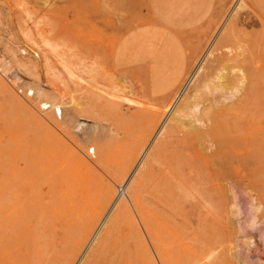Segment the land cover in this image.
I'll use <instances>...</instances> for the list:
<instances>
[{
  "label": "rangeland",
  "instance_id": "374dc122",
  "mask_svg": "<svg viewBox=\"0 0 264 264\" xmlns=\"http://www.w3.org/2000/svg\"><path fill=\"white\" fill-rule=\"evenodd\" d=\"M152 1L0 0V264H264V0Z\"/></svg>",
  "mask_w": 264,
  "mask_h": 264
},
{
  "label": "bare ground",
  "instance_id": "6f19581e",
  "mask_svg": "<svg viewBox=\"0 0 264 264\" xmlns=\"http://www.w3.org/2000/svg\"><path fill=\"white\" fill-rule=\"evenodd\" d=\"M114 1V0H113ZM117 1V0H116ZM243 2V0H241L240 1V6H241V3ZM207 53H208V51L206 52V55H205V58L206 57H208L207 56ZM176 58V57H175ZM209 60L211 59V58H208ZM207 58H206V60L205 61H207L208 60ZM170 62H171V57H170ZM172 60H174L173 58H172ZM208 60V61H209ZM203 59L202 60H200L199 61V64H197L198 66L192 71V73H191V75H190V78H189V81H186L188 84H191L192 82H194V81H196L195 79V77L196 76H198L199 74H200V72H198L199 70H200V68L202 69L203 68ZM173 62V61H172ZM175 62V61H174ZM210 62V61H209ZM184 63H186V64H188L187 62H183V64ZM205 64V63H204ZM172 65H175V64H172ZM171 65V68L173 69V67L174 66H172ZM176 66V65H175ZM204 66H206V64L204 65ZM167 67V66H166ZM34 68V67H33ZM171 68H169L170 70H171ZM176 68H177V66H176ZM176 68H174V69H176ZM28 69H29V67H28ZM168 69V70H169ZM177 69H179V68H177ZM27 71V70H26ZM172 71V70H171ZM38 73V71H35V68L34 69H32V68H30V70H29V72L27 71V75L29 76H34V75H38L37 74ZM165 73V72H164ZM175 73L177 74L178 73V71H175ZM198 73V74H197ZM169 74V73H168ZM35 77V76H34ZM38 78H39V76H37ZM161 78V77H160ZM165 78V77H164ZM176 78V77H175ZM175 78L172 80V82L170 83V84H176L177 82L175 81ZM198 78V77H197ZM39 81H40V79H38ZM188 80V79H187ZM194 80V81H193ZM167 81H169V80H167ZM173 81H175V82H173ZM166 82V81H165ZM167 83V82H166ZM165 84V83H164ZM163 85V84H162ZM161 85V86H162ZM167 85V84H166ZM185 85H187V84H185ZM170 87V86H169ZM183 86L181 87V89L179 90V92L176 94V96H177V98H176V100L178 101V99H179V97H180V95H181V93L183 92ZM195 88V87H194ZM171 89H172V86H171ZM189 90V89H188ZM156 91V90H155ZM154 91V92H155ZM165 91V90H164ZM190 92H191V90H190ZM189 91L187 92L188 93V95H187V97H185L186 96V94L187 93H185V95H183L182 96V99H181V101L180 102H178L177 104H178V106L177 107H175L176 109L175 110H173L174 111V114L172 115L173 116V120H181L184 116H183V113L185 112V108L186 107H188L187 105H188V103L190 104L191 102H190V99L188 98L189 97V93H190ZM34 94V93H33ZM230 95V94H229ZM185 97V98H184ZM192 97V96H191ZM224 98H225V96H224ZM228 98V97H227ZM226 98V99H227ZM175 100V99H174ZM176 100H175V103H176ZM223 101V100H222ZM47 104V103H46ZM198 105H200V104H198ZM173 106V105H172ZM195 106V105H194ZM169 107V106H168ZM86 108V107H85ZM195 109H197L198 110V108H197V105L194 107ZM171 109V108H170ZM169 109V110H170ZM212 109V108H211ZM210 109V110H211ZM167 110V109H166ZM209 110V111H210ZM57 112H59V111H57ZM205 112V111H204ZM237 112V111H236ZM92 114V113H91ZM172 114V113H171ZM204 116V115H203ZM163 117V116H162ZM201 117V116H200ZM94 118V117H93ZM85 119L86 120H88L89 119V117H88V119L85 117ZM96 119V118H95ZM201 119V118H200ZM199 119V120H200ZM202 121V120H201ZM228 123V122H227ZM229 124V123H228ZM221 128V127H220ZM157 153V150L155 149L154 151H153V153L151 154V157L149 158V160H148V163H150L151 162V160H152V158H153V156H155V154ZM233 159V158H232ZM237 159V158H236ZM225 165H227V164H225ZM148 167V166H147ZM148 170V169H147ZM221 178V177H220ZM141 183H140V180L138 179V181L135 183V188H140L141 187ZM112 188V187H111ZM34 189V188H33ZM127 189H128V187H127ZM35 190V189H34ZM121 197V196H120ZM125 199V198H124ZM130 199H131V202L132 203H134V205H136V206H139L140 204H141V201H140V198H139V194H135L134 195V197L133 196H131L130 197ZM78 202V201H77ZM82 202V201H81ZM123 205L121 206V210H120V213H124V214H126L127 213V210L129 211L130 209H129V204H128V202L127 201H125L124 203H122ZM114 205V204H113ZM153 207V206H152ZM112 212V211H111ZM105 221V220H104ZM100 230V229H99ZM99 233V232H98ZM97 236H98V234H97ZM93 238V237H92ZM94 242V241H93ZM210 246V245H209ZM211 249H212V247H211ZM129 250V249H128ZM211 254H212V252H209V253H206V254H204V255H198V260L195 262V263H191V264H215L214 262H212V259L213 258H210L211 257ZM205 257H208V261H204V259H205ZM84 264H88V263H84ZM146 264H156V263H154V262H152V263H150V262H146Z\"/></svg>",
  "mask_w": 264,
  "mask_h": 264
},
{
  "label": "crops",
  "instance_id": "0c3cea01",
  "mask_svg": "<svg viewBox=\"0 0 264 264\" xmlns=\"http://www.w3.org/2000/svg\"><path fill=\"white\" fill-rule=\"evenodd\" d=\"M151 3H153V5H154V2L151 0Z\"/></svg>",
  "mask_w": 264,
  "mask_h": 264
}]
</instances>
